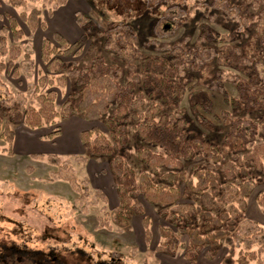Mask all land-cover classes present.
I'll use <instances>...</instances> for the list:
<instances>
[{"label": "rangeland", "instance_id": "1", "mask_svg": "<svg viewBox=\"0 0 264 264\" xmlns=\"http://www.w3.org/2000/svg\"><path fill=\"white\" fill-rule=\"evenodd\" d=\"M251 1L249 4L243 0H26L25 5L13 8L9 0H0V38L5 39L6 49L15 46L21 50L15 61L16 75L0 72V120L12 131V135L0 138V249L4 244L14 243L42 251L65 252L69 260L74 258L70 252L80 251L108 264H189L184 258V246L189 247L186 235L160 215L159 207L147 203L143 197H138L141 215H133L123 225L114 221L112 211L118 207L119 198L115 188L118 180L109 167L112 158L89 156L79 140L73 148L74 134L84 130L97 128L110 137L104 119L115 105L99 121H86L76 112L68 119L58 118L54 124L34 130L3 114L1 106L7 112H20L29 103L37 106L32 91L46 70L40 58L41 44L44 39L54 43V34H59L70 43L80 41V53L63 59L68 68L84 67L94 58H101L121 86L132 83L133 95L139 93L146 103H158L166 114L170 109L166 97L163 98L165 94L154 90L151 94L145 87L144 81L152 69L145 67L143 61H165L167 67L173 66L176 85L182 90L176 101L177 108L184 111L185 131L190 137L200 135L222 147L230 132L226 120L242 119L259 126L264 121V108L235 109L231 100L238 98V90L233 79L242 78V73L231 61L221 65L219 49L224 42L216 39L205 46L209 50H201L198 37L202 27H207L213 35H231L230 44L251 52L250 64H256L258 56L264 60V48L251 38L258 13L254 6H262L264 2ZM33 9L39 12L43 27L30 32L20 15ZM9 17L21 32L19 40L10 33ZM1 48L0 42V63H7L9 53ZM25 54L29 62L24 60ZM257 67L264 71V67ZM131 69L135 76H130ZM77 89L71 74L65 85L53 88L57 111ZM73 105L76 106L75 101ZM133 125L134 121L128 117L127 144L124 147L117 144L114 154L121 156L138 178L146 167L135 152L148 149L156 153L158 148L141 141ZM54 131L57 135L49 138ZM249 132L246 130V139ZM231 141L237 156L248 150V142L245 144L241 138ZM254 141H264L260 129ZM70 145L72 148L67 150ZM10 148L12 154H8ZM18 148L22 149L21 153ZM232 154H224L221 162ZM206 164L205 158L182 160L186 177L192 175L193 168ZM218 166L215 171L221 184L224 179ZM164 172L161 169L153 181L163 184ZM250 176L253 190L246 200L242 220L231 234L236 238L237 249L262 250L260 264H264V235L256 234L264 230V211L255 202V195L264 191V174L253 171ZM176 186L181 203L199 205L198 196L189 192L184 183L178 182ZM161 227L170 228L183 249L172 246L171 249H176L174 255L163 253L161 249L166 245L159 236ZM227 251L223 240L217 247L207 245L197 255L196 263L218 264Z\"/></svg>", "mask_w": 264, "mask_h": 264}, {"label": "trees", "instance_id": "2", "mask_svg": "<svg viewBox=\"0 0 264 264\" xmlns=\"http://www.w3.org/2000/svg\"><path fill=\"white\" fill-rule=\"evenodd\" d=\"M243 1L249 4L252 2ZM25 2L26 0H9L13 8L23 6ZM254 7L258 9V13L251 38L252 42L264 48V4ZM20 18L30 32L43 27L37 10L33 9L28 14L22 13ZM7 21L12 37L19 40L22 35L15 20L9 17ZM53 38L55 44L49 39H44L40 48V58L46 70L39 76L32 91L37 106L29 103L20 112H7L1 106L2 113L34 130L50 126L58 118L68 119L76 112L86 121H99L108 114V109L115 105L110 116L104 119L105 126L111 132L110 137L97 128L84 130L79 134V140L86 147L89 156L112 158L109 167L112 175L118 180L115 188L119 198L118 207L112 211L113 220L123 225L133 215H141L142 208L138 201V197L141 196L147 203L159 207L160 215L166 217L173 227L186 235L189 247L184 246V258L189 264H197V255L207 245L217 247L221 240L225 242L228 251L218 264H260L263 251L252 250L250 247L237 249L236 238L231 231L236 223L242 220L243 212L247 208L246 200L253 190L254 182L250 172L264 174V141H254L258 129L264 137V121L255 126L242 119L226 120L230 132L225 137L222 147L204 140L200 135L190 137L185 131L187 122L184 111L177 108L176 100L181 96L182 90L176 85L177 76L173 66L167 67L165 61L156 62L148 59L143 61L145 67H150L153 71L148 72L147 80L144 81L145 87L151 94L152 90L157 94L159 92L165 94L163 98L166 97L170 109V113L166 114L162 112L158 103L153 101L146 103L139 93L133 95L135 87L132 83L127 82L125 86H121L109 74L101 58H94L84 67L68 68L63 59L80 53V41L70 43L59 34H54ZM216 39L227 44H222L219 49V59L223 60L221 65L231 61L243 76L233 79L238 90V98L231 100L232 105L236 110L263 109L264 71H259L257 66L263 68L264 60L258 56L257 63L250 64L248 61L250 51L238 49L230 44L233 40L231 35H213L207 27H202L198 37L201 50H209V47L205 46L216 42ZM0 42L1 50L9 53L8 62L0 63V72L15 76V61L21 50L15 46L6 49L4 38H0ZM24 60L29 62L28 54H25ZM69 74L75 77L78 89L64 101L61 110L57 111L53 88L65 85ZM129 74L130 76L134 74L132 69L129 70ZM73 101L76 102L75 107ZM128 117L134 121L133 130L136 136L147 145L158 148L156 153L148 149L135 152L136 158L146 167L138 178L128 163L121 156L114 154L118 148L117 144L123 147L127 144L125 122ZM246 130H250L248 139ZM7 134L12 135V131L3 126L0 120V138L5 139ZM55 135L57 131L49 138ZM238 137L245 144L248 142V150L242 156L235 154V147L231 141ZM230 153H233L232 157L221 162L222 156ZM8 154H12L11 148ZM202 158L207 160V164L202 168H193L192 175L186 177L182 160L199 161ZM216 164H219L218 170L224 179L221 184L215 171ZM161 169L165 170L161 175L163 184H157L153 181V176L158 175ZM178 182L184 183L189 192L198 196L199 205L180 202L181 194L176 186ZM255 202L264 211V191L255 195ZM147 222L148 219L145 217L146 229ZM158 232L166 245L161 249L163 253L174 255L176 249H171L172 246L183 249V245L170 228L161 227ZM256 234L263 236L264 230L260 229ZM77 252H70L69 255L74 258L69 260L64 255L65 252L54 249L42 251L28 248L25 244L22 246L14 243L4 244L0 249V264H108L102 260H94L89 254Z\"/></svg>", "mask_w": 264, "mask_h": 264}, {"label": "crops", "instance_id": "3", "mask_svg": "<svg viewBox=\"0 0 264 264\" xmlns=\"http://www.w3.org/2000/svg\"><path fill=\"white\" fill-rule=\"evenodd\" d=\"M77 132H78V130H77ZM76 133V132H75ZM81 132H79L78 134H74V141H73V145H74V147L73 148H76L77 147V144H78V141L77 140H79V134H80ZM77 135V136H76ZM76 137H77V139H76ZM79 143H81L80 142V140H79ZM82 144V143H81ZM73 145H70V147H68L67 148V150H69L70 148H72V146ZM18 150L20 151V153H21V151H22V149L21 148H18ZM66 151V150H65Z\"/></svg>", "mask_w": 264, "mask_h": 264}]
</instances>
